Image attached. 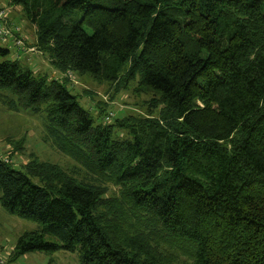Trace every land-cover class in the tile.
<instances>
[{"label":"trees","instance_id":"1","mask_svg":"<svg viewBox=\"0 0 264 264\" xmlns=\"http://www.w3.org/2000/svg\"><path fill=\"white\" fill-rule=\"evenodd\" d=\"M12 2L59 76L0 46V106L39 116L44 139L89 175L33 155L21 167L0 160V205L41 225L12 257L264 264V0ZM69 72L135 75L169 117L138 125L101 108L95 120Z\"/></svg>","mask_w":264,"mask_h":264},{"label":"rangeland","instance_id":"2","mask_svg":"<svg viewBox=\"0 0 264 264\" xmlns=\"http://www.w3.org/2000/svg\"><path fill=\"white\" fill-rule=\"evenodd\" d=\"M25 11L12 0H0V25L11 33L9 38L0 39V46L10 49V57L18 58L21 65L29 66L37 74L58 77L59 72L51 65L48 52L39 46L36 26L25 18ZM24 14V15H23ZM79 17V16H78ZM15 19V21L13 20ZM84 28L90 31L89 28ZM18 56V57H16ZM69 87L78 93L80 104L94 112L96 120L98 109L112 112V120L123 122L135 120L138 125H147L155 121L163 123L169 117L167 106L152 90L141 85L138 77L127 73L121 75L119 83L98 80L84 74L68 73ZM27 112H12L0 106V156L5 163L22 166L31 159V155L42 161L60 164L70 170L79 180L89 179V175L69 157L63 156L50 141L44 139L39 116ZM121 135H128L123 132ZM15 142L20 149L13 145ZM74 169V170H71ZM113 193L117 187L109 185ZM34 220L21 218L7 212L0 205V259L5 264H82L77 252L57 250L54 252L33 251L12 257L17 239L25 232L40 229ZM141 228H129L139 233ZM164 249L163 246L159 247Z\"/></svg>","mask_w":264,"mask_h":264},{"label":"built area","instance_id":"3","mask_svg":"<svg viewBox=\"0 0 264 264\" xmlns=\"http://www.w3.org/2000/svg\"><path fill=\"white\" fill-rule=\"evenodd\" d=\"M10 31L6 27H1L0 25V39L9 38ZM0 160H2V157L0 156ZM0 264H5V261L3 259H0Z\"/></svg>","mask_w":264,"mask_h":264},{"label":"crops","instance_id":"4","mask_svg":"<svg viewBox=\"0 0 264 264\" xmlns=\"http://www.w3.org/2000/svg\"><path fill=\"white\" fill-rule=\"evenodd\" d=\"M15 21V19H13Z\"/></svg>","mask_w":264,"mask_h":264}]
</instances>
